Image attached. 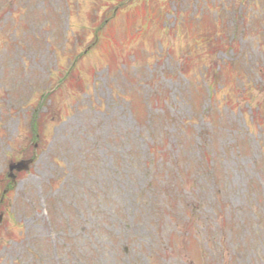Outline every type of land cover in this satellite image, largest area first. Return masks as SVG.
<instances>
[{"label": "rangeland", "instance_id": "obj_1", "mask_svg": "<svg viewBox=\"0 0 264 264\" xmlns=\"http://www.w3.org/2000/svg\"><path fill=\"white\" fill-rule=\"evenodd\" d=\"M30 159L0 264H264V0H0V198Z\"/></svg>", "mask_w": 264, "mask_h": 264}, {"label": "water", "instance_id": "obj_2", "mask_svg": "<svg viewBox=\"0 0 264 264\" xmlns=\"http://www.w3.org/2000/svg\"><path fill=\"white\" fill-rule=\"evenodd\" d=\"M32 162H33V160L30 159V160H21V161H18L16 163H11L9 165V169H10V172H11L10 176L12 178H14V176L12 174V172L14 170H18V171L28 170ZM0 219H1V217H0Z\"/></svg>", "mask_w": 264, "mask_h": 264}]
</instances>
